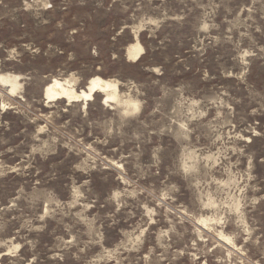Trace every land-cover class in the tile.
<instances>
[{"label":"rangeland","instance_id":"rangeland-1","mask_svg":"<svg viewBox=\"0 0 264 264\" xmlns=\"http://www.w3.org/2000/svg\"><path fill=\"white\" fill-rule=\"evenodd\" d=\"M0 264H264V0H0Z\"/></svg>","mask_w":264,"mask_h":264},{"label":"bare ground","instance_id":"bare-ground-1","mask_svg":"<svg viewBox=\"0 0 264 264\" xmlns=\"http://www.w3.org/2000/svg\"><path fill=\"white\" fill-rule=\"evenodd\" d=\"M141 51L142 50L138 45L131 46L127 49L126 54L129 58L136 60L142 54ZM9 83L11 84L10 92H13L15 90V84L12 82ZM116 87L117 86L112 84L111 81H104L99 78H93L88 81L86 89L78 93L73 89V87L69 84L68 81L66 80L59 81L53 79L45 89L43 97L49 102H54L58 100H65L68 102H72L80 98L87 100L94 93H105L106 95L105 102H107L109 99L115 98V94H116L115 92L117 91ZM1 108H3V105H1Z\"/></svg>","mask_w":264,"mask_h":264}]
</instances>
